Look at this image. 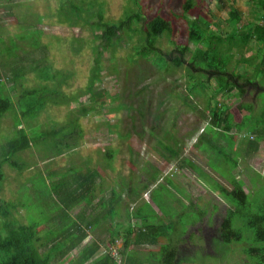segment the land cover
Returning a JSON list of instances; mask_svg holds the SVG:
<instances>
[{
	"label": "rangeland",
	"instance_id": "1",
	"mask_svg": "<svg viewBox=\"0 0 264 264\" xmlns=\"http://www.w3.org/2000/svg\"><path fill=\"white\" fill-rule=\"evenodd\" d=\"M90 1L93 6L88 13L97 10L94 3L102 2L104 19L109 22H116L126 14L141 16V21L133 22L130 31L120 34V46L102 55L100 81L95 82L93 91L106 92V96H96L93 100L84 90L94 64L96 43L88 25L81 20L74 23L66 20L67 16L74 17V13L66 14L70 5L81 6L84 10L80 15L85 18ZM186 1L191 4L189 11L183 10ZM233 8L240 16L238 28L259 23L258 0H0V63L3 48L13 43L16 55L23 59L26 67L45 54L51 72L68 75L66 85L61 87L65 101L56 106L47 104L32 121H23L18 116L20 127L29 134L49 132L46 138L37 140L35 146L15 156L26 169L18 173L6 164L2 166L4 181L0 198L19 204L21 209L17 215L22 224L38 223V235L44 241L55 240L58 235L69 237L73 233L70 227L75 222V210L64 208L51 186L53 180L58 181L69 170L80 171L79 166L89 157L96 170L107 176L109 187L125 192L123 204L126 210L133 209L134 214L139 215L138 227L146 222L167 225L177 218L182 221L178 222V231L185 232L184 242L177 246L175 264H257L245 252L254 244L242 222H235L243 235L240 242L229 245L220 242L221 222L227 211L235 208L219 194L217 187L244 191L249 205H254L251 211H257L255 205L264 203V139L258 143L256 151L250 150L249 143L259 140L260 127L254 122L231 136L216 135L210 128L205 106L208 101L214 106L224 105L234 121H240L246 115L244 110L238 109L240 103L251 104L252 115L260 110L264 83L258 84L261 88H246L241 97H228L214 93L218 86L211 79L204 89L198 88L194 95H189L187 89L192 81L188 65L185 62L180 68L171 67V60L180 55L177 46H187L185 61L197 48L207 49L206 45L187 41L190 23H196L206 37L220 36L225 41L230 31L227 19ZM156 15L171 23L172 33L157 40L158 58H140L134 52L140 43L139 32L144 29V23ZM28 31L34 33L32 38L37 39L38 49L23 37ZM262 51V45L251 41L242 55L229 59L227 71L242 76L239 84L246 79L259 83L253 66L241 59ZM8 68L0 64V93L10 96L14 102L22 89L44 84L36 79L33 71L26 69L22 86L16 85L13 93ZM47 85L51 87L50 82ZM81 107L88 111L83 117L78 112ZM16 114L15 110H10L0 119V150L15 134ZM76 117L83 132L77 148L63 150L56 156L55 152L63 148L57 145L63 132L60 127ZM51 132L56 134L50 135ZM107 148L114 150L113 160H107L104 155ZM174 153L178 156H172ZM187 162L195 164L196 171ZM49 172H56L53 180ZM148 179L152 182L144 191ZM124 181L128 183L126 187L120 185ZM129 188L135 192L137 202L134 196H127ZM190 203L196 211L187 210ZM115 250L102 252L105 255ZM155 254V257L160 255ZM134 257L139 256L134 253Z\"/></svg>",
	"mask_w": 264,
	"mask_h": 264
},
{
	"label": "trees",
	"instance_id": "2",
	"mask_svg": "<svg viewBox=\"0 0 264 264\" xmlns=\"http://www.w3.org/2000/svg\"><path fill=\"white\" fill-rule=\"evenodd\" d=\"M94 4L97 5V10L88 13L93 6V3L90 1L88 8L85 9L88 13L85 18L80 15L84 9H82L81 6L78 8L72 5H70V10H67L66 14L74 13L73 19H69L68 16L67 18L65 17L68 22L69 20H73L74 23L77 20H81L84 24L88 25L91 30L92 39L94 43H96L93 48L94 64L91 68L89 82L84 90V93L88 94L89 98L92 100L96 96H106V92L102 94L93 91L95 82L100 81L98 73L101 70L100 62L102 55L108 51L111 53L114 52L120 46V34L130 31L133 22L141 21V16L138 13H132L126 14L124 18L116 22H109L105 20L103 16V3L99 2ZM258 5L261 11L259 23L250 24L246 28L237 27L240 22L237 9L233 8L229 11L227 26L230 28V31L225 41L220 36L214 37L209 35L206 37L205 32L196 23L189 24L187 41L194 45L203 44L207 46L206 50L197 48L188 61H185L184 58L185 54L188 52L187 46H177L176 50L180 55L171 60L172 68H180L185 62L188 65L189 71L191 72L189 79L192 81L187 89L189 95H194L198 88L204 89L207 82L211 79H214L218 86L214 93L223 94L228 97H241L245 93L247 87L258 86L260 82L264 83V51L258 55L249 58L242 57L241 59L245 64L253 66L254 75L256 79L259 80V83L246 79L245 83L239 84L238 81L242 79V76L228 72L226 69L229 59L236 54L242 55L251 41L259 43L264 48V0H258ZM190 8V2L186 1L183 10L189 11ZM171 33V23L160 15H156L152 19L146 21L144 23V29L139 32L140 43L134 48L136 56L144 59L152 56L158 58L160 51L156 45L157 40L162 35H170ZM32 35H34V33L28 31L27 35L23 37L26 38L28 42H31V45H33L35 49H38V41L36 38H32ZM15 48V45L11 43L10 46L3 48L2 54L4 55L1 54L3 57L0 64L3 67L8 65V70L11 73L9 79L11 81L10 91L13 92L16 85L22 86L21 81L24 78L23 73L26 69L33 71L36 79L44 84L36 88L22 89L16 102H14L10 96L0 93V119L10 110H15L17 113L14 121V128L16 129L15 134L11 139L5 142L0 150V192L4 181L2 166L6 164L9 168L21 173L26 169V165L16 160L15 156L35 146L37 140H42L49 135L47 131L40 132L38 135L29 134L26 129L20 127L21 121L18 116L20 115V119L23 121H32L45 109L47 104L56 106L59 102L65 101V97L61 92V87L66 85V77H68V75H63L59 71L51 72V66L46 61L45 54L35 59L30 67L29 65L26 67L22 63L23 59L16 55ZM231 50H233V54ZM160 62H162L161 59ZM193 71L195 72V76L193 75ZM1 77L0 75V86H2ZM49 82L51 83V87L47 85ZM205 109L209 113L211 130H213L216 135H221V137L231 136L235 134V132H242L246 130V126H250L253 122L255 125H258L260 127V132L257 133L259 140L249 143L251 151L257 150L258 143L264 139V101L260 110L253 115L251 104L240 103L238 109L246 112V115H244L240 121H234L232 114L224 105L214 106L211 101H208ZM78 112L80 117L88 114L86 107H81ZM78 118L79 117L72 118L68 120L65 125L60 127V131L63 130V132L59 135L60 137L57 141V145L59 144V146H63V148L57 150V154L55 152L56 156L61 155L63 150L71 151L77 148V142L83 136L82 129L78 124ZM57 133H59V131ZM55 134V132L50 133V135ZM202 136V134L199 136V142ZM196 141H198V139ZM164 152L168 153L167 151ZM113 154L114 150L111 148H107L104 151L107 160H113ZM172 156L176 157L178 154L174 153ZM234 164L233 161V165ZM187 165L196 171L195 164L187 162ZM179 166L181 169H186L182 168L181 165ZM79 167L80 171L69 170V172L58 181H54L52 178L56 175V172H49V176H51L53 180L51 189L55 194L59 195L60 203L66 209L75 205L86 208L93 198L92 187L94 186V181L98 174L95 171L83 172L81 171V166ZM154 170L157 171V169ZM201 176L207 179L202 173ZM151 182L152 181H149V179L147 180L146 184L143 186L144 191L150 187ZM124 185L126 187L128 183L124 181ZM217 189H219V194L235 208L234 211L228 210L221 222L219 233L220 242L226 245L232 242H240L243 235L241 230L235 227V222H242L244 227L249 231L254 244V246H251L245 252H247L257 264H264V203L255 205L257 211L253 212L251 208H253L254 205H249L247 202V195L244 191H231L220 185ZM134 193L133 189L129 188L127 196H135L136 194L134 195ZM187 207L188 211H196L197 209L191 203ZM19 208L21 209L18 203L5 201L0 198V264H54L55 260L64 257L65 248L59 246L58 243L55 242L56 239L44 241L43 238L38 235V223L22 224L21 219H19L17 215ZM182 214L183 213L180 215ZM15 215L17 216L15 217ZM138 216V214L132 212L131 215H127V220L129 221L132 218L139 219ZM178 222L181 223L182 221H179L177 218L167 225H156L146 222L138 227V229H134L128 225L126 229V238L122 245L123 249L119 252L128 251L130 246L158 245L159 249L157 253L160 254L159 257H155V253L148 252L143 256L145 260L151 264H175L178 260L177 246L184 242L185 233L178 231ZM193 223L194 222H191V224ZM71 235L74 234L72 233ZM82 236L77 239L78 243L74 242L75 245L82 242L84 239ZM72 248L74 247H71L70 250H72ZM94 254V252L88 254L83 253L82 263L86 262ZM126 254L129 256L125 264H134L136 257H134L133 252L129 251V253L126 252ZM151 259H156V261ZM101 260L107 261L108 264H117L115 259L109 254Z\"/></svg>",
	"mask_w": 264,
	"mask_h": 264
},
{
	"label": "crops",
	"instance_id": "3",
	"mask_svg": "<svg viewBox=\"0 0 264 264\" xmlns=\"http://www.w3.org/2000/svg\"><path fill=\"white\" fill-rule=\"evenodd\" d=\"M105 166L109 167L107 164ZM81 167V171L83 172L95 171L98 174L95 178L94 186L92 187L93 198L86 208L77 205L72 207V209L75 210V222L71 225L70 232H73L74 235L69 237L63 235L57 236L55 242L58 243L59 246L65 248V256L55 260L54 264H108L107 261L101 260L107 254L113 257L117 264H125L129 256L126 252L129 253V251L139 256L134 260V264H151L145 260L143 256L148 252L157 253L159 248L156 249V247H158V245L130 246L128 251L119 252L123 249L122 245L126 238V229L128 225L134 229H138L137 223L139 222V219L136 218H132L129 221L127 220V213L130 214L135 212V210L125 209L123 204V202H125V192L119 191L118 189L114 191L112 187H109L107 176L100 174L96 170L97 168L93 162L91 163L89 157L86 158L84 165ZM60 178H62V175L58 180ZM116 186L119 187L120 185L116 184ZM124 186L123 183L122 187ZM134 198L136 199L135 196ZM137 201L136 199V202ZM42 230H44V228H42ZM81 236L84 237V239L81 243L75 245L74 242H77V239ZM71 247L74 248L70 250ZM112 249L116 250L113 253L107 252L105 255L102 252V250L112 251ZM92 252L95 254L86 262L82 263V254Z\"/></svg>",
	"mask_w": 264,
	"mask_h": 264
},
{
	"label": "flooded vegetation",
	"instance_id": "4",
	"mask_svg": "<svg viewBox=\"0 0 264 264\" xmlns=\"http://www.w3.org/2000/svg\"><path fill=\"white\" fill-rule=\"evenodd\" d=\"M249 87H251V86H249ZM249 87H247V88H249ZM252 87H254V88H260L259 86H257V85H255V86H252ZM263 88V87H262ZM261 90H264V89H261Z\"/></svg>",
	"mask_w": 264,
	"mask_h": 264
}]
</instances>
